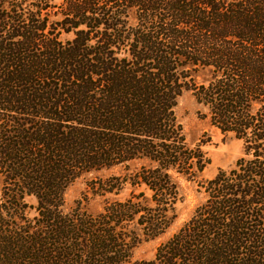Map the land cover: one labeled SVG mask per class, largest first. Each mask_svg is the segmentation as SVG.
I'll list each match as a JSON object with an SVG mask.
<instances>
[{
    "label": "trees",
    "instance_id": "obj_1",
    "mask_svg": "<svg viewBox=\"0 0 264 264\" xmlns=\"http://www.w3.org/2000/svg\"><path fill=\"white\" fill-rule=\"evenodd\" d=\"M185 91L243 145L212 180L175 115ZM118 168L89 183L100 213L65 211L76 180ZM183 179L207 199L133 261ZM0 264H264V0H0Z\"/></svg>",
    "mask_w": 264,
    "mask_h": 264
},
{
    "label": "rangeland",
    "instance_id": "obj_2",
    "mask_svg": "<svg viewBox=\"0 0 264 264\" xmlns=\"http://www.w3.org/2000/svg\"><path fill=\"white\" fill-rule=\"evenodd\" d=\"M53 3L61 4L62 0H53ZM206 79L207 74H198L196 77L198 83H204ZM200 110L201 108L189 91H185L177 99L175 115L182 127L187 144L190 146L205 145L204 149L208 154L210 164L203 171L199 181H208L214 179L221 170L230 171L235 168L237 161L243 157V145L233 134H223L212 127L207 120L199 117ZM118 173H120V168L91 173L76 180L66 191L65 211L71 212L74 208L79 207L90 215L100 213L104 206V200L91 193L89 183L96 178H104ZM180 187L184 200L177 207V220L168 232L158 239L146 241L139 234L140 241L132 253L133 261L153 260L158 247L177 234L191 218L195 209L207 199V194L200 187L199 182H189L183 179L180 182ZM126 195L127 192H124L119 197L124 198ZM29 203L35 205L36 201L30 199ZM33 214L31 215L34 216Z\"/></svg>",
    "mask_w": 264,
    "mask_h": 264
}]
</instances>
